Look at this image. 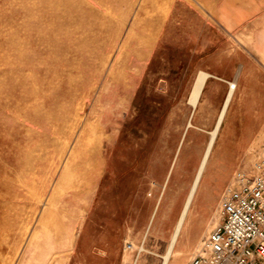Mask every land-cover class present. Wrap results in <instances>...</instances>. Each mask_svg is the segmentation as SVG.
I'll use <instances>...</instances> for the list:
<instances>
[{"label":"rangeland","instance_id":"obj_1","mask_svg":"<svg viewBox=\"0 0 264 264\" xmlns=\"http://www.w3.org/2000/svg\"><path fill=\"white\" fill-rule=\"evenodd\" d=\"M129 22L123 0H0V264H43L42 247L34 250V241L42 238L36 230L59 226V201L75 183L76 167H111L106 137L146 129L149 109L142 92L121 93L127 101L112 110L116 122H106L115 97L108 92L109 69L121 62ZM234 94L223 124V130L229 127L233 133L207 178L218 186L231 175L227 188L238 185L241 173L247 178L264 175V68ZM222 108L211 109L206 118L214 122L203 125L195 124L194 116L190 121L192 108L175 109V131L188 128L189 143L176 165L185 167L186 177L175 207L160 222V234L148 243L155 247L167 241L160 264H175V230ZM220 144L219 139L212 160ZM42 169L51 175L45 183ZM58 182L66 186L55 194ZM219 212L210 231L221 220ZM210 231L188 246L181 264L204 250ZM128 242L132 255L153 252L146 244ZM133 259L127 256L125 264H137Z\"/></svg>","mask_w":264,"mask_h":264},{"label":"crops","instance_id":"obj_2","mask_svg":"<svg viewBox=\"0 0 264 264\" xmlns=\"http://www.w3.org/2000/svg\"><path fill=\"white\" fill-rule=\"evenodd\" d=\"M123 10L130 22L121 62L109 69L108 92L115 97L106 122L115 123L112 110L127 101L121 93L142 92L147 126L139 133L106 137L111 167H76L73 185L96 191L62 197L59 226L36 230L42 238L41 244L34 241V250L42 247L43 264H125L127 256L137 264H160L167 241L155 247L148 243L160 234V222L175 207L186 177L185 167L176 165L189 143L188 128L175 131V109H193L190 93L199 73L206 72L190 121L194 116L195 124H210L214 120L206 115L222 108L230 82L236 81V91L245 89L249 76L264 68V0H123ZM212 168L179 238L177 248L183 251L210 231L221 211L231 175L214 186L212 179L207 183ZM89 170L100 176L94 186L85 175ZM129 240L153 252L132 255Z\"/></svg>","mask_w":264,"mask_h":264},{"label":"built area","instance_id":"obj_3","mask_svg":"<svg viewBox=\"0 0 264 264\" xmlns=\"http://www.w3.org/2000/svg\"><path fill=\"white\" fill-rule=\"evenodd\" d=\"M236 182L223 195L219 224L189 264H264V175L241 173Z\"/></svg>","mask_w":264,"mask_h":264},{"label":"bare ground","instance_id":"obj_4","mask_svg":"<svg viewBox=\"0 0 264 264\" xmlns=\"http://www.w3.org/2000/svg\"><path fill=\"white\" fill-rule=\"evenodd\" d=\"M207 76H208V74L202 73L200 75L197 83H195L196 85H195V90H194L193 96L191 95L192 98L190 97L191 98L190 102L192 103V105L194 107H196L198 105V103H199L200 95L202 93V89H203V86H204V84L206 82ZM230 87H231L230 93H229L228 97L226 98V100L224 102L223 108L221 109V112H220L219 117L217 119V123H216V125H215V127H214V129L212 131V136L210 137L211 139H210V141H209V143H208V145H207V147H206V149L204 151V154H203V157L201 159V162H200L196 177H195L193 185H192V189H191L189 197H188V199H187V201L185 203V206H184L182 215L180 217V220L178 221V224H177V227H176V230H175V234H174V237H173V241H172V246L174 245V243H175V246H176V243L178 245L179 238L181 237L183 228H184L185 223H186L187 215L190 212V209H191L192 204L194 202V198L197 195L199 185H200V183L202 181L203 176L205 175V173L207 171V168L208 167H215V165L217 163V159L219 157V154L223 151L224 143L229 138V136H231L232 133H233L232 129L229 128V127H225L224 130H223V124H224V122L226 120L227 113H228L230 104H231V102L233 100L234 93H235L237 85H235L234 83H231ZM103 94L104 93H102V95ZM219 139L221 141V144L219 146V149L217 151V154H216L214 160H212L214 147H215L216 142ZM98 158L99 157H97V159ZM99 161H101V160H99ZM103 162H102V164H103ZM96 166H98V165L95 164V166H91V167H96ZM88 167H90V166H88ZM99 167H101V166H99ZM42 170H43V173H44L43 177L45 179L44 180V183H45L49 179V177H51V175H49L47 173V171L45 173L44 169H42ZM85 175H86V178L89 181H91V182L94 181V182H92L93 186L95 185V183H97V180L100 179L99 173L96 170H94V171L93 170H89V171H87L85 173ZM42 185H43V183H42ZM61 188H62V182H58L55 194L57 193L58 190H61ZM42 189L45 190L43 187H42ZM93 190H94L93 187H91L89 190H87V189L81 188L80 186L73 185V186L70 187V189H67L66 196L83 197V196H86V195H93V193H94ZM94 191H96V189ZM34 193L32 192V194H34ZM55 194L52 196L53 197L52 199L57 201L58 198L56 197ZM172 246L170 247V250H171ZM145 250H147V249H145ZM183 254H184V251L182 249H178L177 247H175V264L183 263V260L180 258ZM166 255H168V253ZM165 257H167V256H165ZM165 257H164V259H165ZM164 264H166V263H164Z\"/></svg>","mask_w":264,"mask_h":264}]
</instances>
